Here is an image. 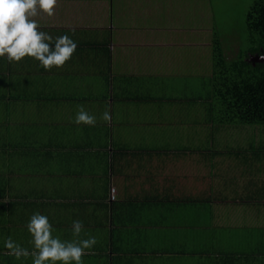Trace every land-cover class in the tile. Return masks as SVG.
Here are the masks:
<instances>
[{"label": "crops", "instance_id": "obj_1", "mask_svg": "<svg viewBox=\"0 0 264 264\" xmlns=\"http://www.w3.org/2000/svg\"><path fill=\"white\" fill-rule=\"evenodd\" d=\"M211 6L57 0L51 17L38 9L40 31L78 47L51 70L0 57L5 264H32L9 255L5 241L31 250L27 223L37 212L62 240L83 222L81 238L97 239L83 264H201L264 249V129H213V32L200 25ZM189 65L203 84L189 79ZM197 101L207 129L191 120ZM79 106L96 116L94 127L74 122Z\"/></svg>", "mask_w": 264, "mask_h": 264}, {"label": "clouds", "instance_id": "obj_2", "mask_svg": "<svg viewBox=\"0 0 264 264\" xmlns=\"http://www.w3.org/2000/svg\"><path fill=\"white\" fill-rule=\"evenodd\" d=\"M56 5L57 0H0V57L7 56L10 62L32 57L45 70H51L53 66L63 67L72 58L78 44L68 35L54 39L47 32L40 31L41 26L32 19L38 15V9L49 17L53 16ZM53 44L54 48H51ZM102 119L111 121L108 110ZM74 122L94 127L97 118L79 106ZM27 229L32 236L31 250L10 237L5 241V248L17 259L32 257V264H83L82 257L97 244L95 236L81 238L84 225L80 220L72 223L71 240L54 236L48 217L39 212L30 217Z\"/></svg>", "mask_w": 264, "mask_h": 264}, {"label": "trees", "instance_id": "obj_3", "mask_svg": "<svg viewBox=\"0 0 264 264\" xmlns=\"http://www.w3.org/2000/svg\"><path fill=\"white\" fill-rule=\"evenodd\" d=\"M249 50L230 54L221 35L212 30V73L208 80L215 103L212 110L222 123L264 125V61L253 64L251 55H264V0H252L245 19ZM213 112V111H212ZM0 264H5L0 257ZM201 264H264V249L222 253Z\"/></svg>", "mask_w": 264, "mask_h": 264}, {"label": "rangeland", "instance_id": "obj_4", "mask_svg": "<svg viewBox=\"0 0 264 264\" xmlns=\"http://www.w3.org/2000/svg\"><path fill=\"white\" fill-rule=\"evenodd\" d=\"M252 0H211L212 6L209 11V16L211 21L209 23H200L203 28H209L211 30L217 31L221 35V41L225 45V50H228L230 54H235L238 51H246L252 46L248 39V30L246 27L245 19L248 9L251 5ZM196 8V7H195ZM208 8V6H207ZM209 10V8H208ZM189 74H193L189 79L195 80L197 84H203L206 81L205 75L200 72V68H194L189 65ZM198 74L202 77H196ZM200 78V80H198ZM201 86H198L200 88ZM203 91V87H201ZM193 112L200 116L197 119H191L200 127L201 129H207L205 122L208 119V113L205 106L201 105V102L197 101L193 103ZM220 114L214 116L216 128L213 129H264V125L261 124H237L234 123L229 125V123H222L220 119ZM194 118V117H191ZM201 123V124H200ZM212 124V121L209 123ZM211 126V125H210ZM196 129H199L198 127ZM212 129V128H211ZM0 248L3 249L4 246L1 244Z\"/></svg>", "mask_w": 264, "mask_h": 264}, {"label": "water", "instance_id": "obj_5", "mask_svg": "<svg viewBox=\"0 0 264 264\" xmlns=\"http://www.w3.org/2000/svg\"><path fill=\"white\" fill-rule=\"evenodd\" d=\"M249 61H251L253 64L256 62H263L264 61V55H251L249 58Z\"/></svg>", "mask_w": 264, "mask_h": 264}, {"label": "built area", "instance_id": "obj_6", "mask_svg": "<svg viewBox=\"0 0 264 264\" xmlns=\"http://www.w3.org/2000/svg\"><path fill=\"white\" fill-rule=\"evenodd\" d=\"M111 192L113 193L114 192V189H111ZM111 198H113V194L111 195Z\"/></svg>", "mask_w": 264, "mask_h": 264}]
</instances>
